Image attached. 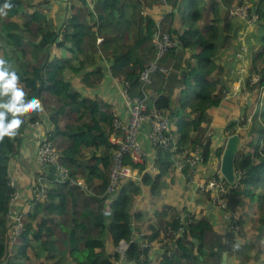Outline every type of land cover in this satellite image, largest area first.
<instances>
[{
  "label": "trees",
  "instance_id": "1",
  "mask_svg": "<svg viewBox=\"0 0 264 264\" xmlns=\"http://www.w3.org/2000/svg\"><path fill=\"white\" fill-rule=\"evenodd\" d=\"M72 1L0 0L1 48L6 65L19 77L25 100L37 98L43 109L49 90L59 98V109L83 113L81 126L55 127L61 137L49 132L45 139L57 148L70 174L88 185L82 190L56 182L55 167L38 162L40 142H34L36 154L29 157L33 146L25 143V134L38 133L41 111L19 117L23 123L16 134L0 140V264H222L225 253L234 263L264 264V64L256 63L261 55L254 53L259 46L264 49V0L239 3L249 7L246 17L233 12L240 8L235 0H95L93 7L79 0L81 15L72 11ZM44 7L46 13L34 12L24 24L14 20ZM51 7H58L52 17ZM258 29L262 43L254 47L251 39ZM166 33L179 43L165 54L161 65L169 72H157L151 87L156 85L160 95L150 100L140 75L156 57L155 37ZM54 49L58 54L49 61ZM108 64L122 85L128 83L132 97L147 96L151 110L172 120L169 135L176 141L156 151L157 172L148 170L150 162L133 164L141 181L123 182L114 198L108 193L113 161L108 150L113 151L115 114L98 98L83 97L66 82L69 71L84 73L86 87L92 88L104 78ZM231 76L241 78L252 105L229 92ZM227 92V100L242 102L240 113L215 132L209 110ZM51 125L57 126L53 121ZM236 133L241 138L235 157L239 175L225 195L227 207L211 209V194L198 189V209L191 199L195 185L190 179L208 182L214 177L224 143ZM96 145L105 146V154L92 152L87 159L84 150ZM196 149L202 160L193 164ZM26 157L35 166L20 170L16 163L23 167ZM85 160L93 166H86ZM177 160H183L181 170ZM26 172L34 175L30 181ZM168 179L172 184L180 180L183 198L157 207L154 201ZM41 185L46 196L36 200ZM144 189L150 200L146 207L140 202ZM28 208L22 236L11 245V213L20 215Z\"/></svg>",
  "mask_w": 264,
  "mask_h": 264
},
{
  "label": "built area",
  "instance_id": "2",
  "mask_svg": "<svg viewBox=\"0 0 264 264\" xmlns=\"http://www.w3.org/2000/svg\"><path fill=\"white\" fill-rule=\"evenodd\" d=\"M86 2L93 7L95 0H86ZM248 10V6H242L233 12L238 16L246 17L248 15ZM162 36L163 37H155L154 46L156 48V57L147 64V67L140 75L141 84L148 88L147 93L149 88L153 85L154 77L157 72H169L167 68L161 65V62L169 49L175 47L179 43V41L173 38L169 33ZM122 95L129 106V116L126 120L121 116L115 115L114 131L110 136V141L114 147L113 162L109 170L110 185L108 191L111 194L116 193L123 182L138 179L139 170L138 168H134L133 164L137 166L146 163L148 152L144 145L145 142L151 145L156 151L160 148H168L170 145L176 144L173 137L169 135L173 127L172 121L155 109L151 110L149 108L147 96L132 97L128 83L123 84ZM147 124L148 127L146 128ZM193 156L195 157V162H193V164L202 160L198 149L194 151ZM37 158L42 167H55L54 180L56 182L68 183L70 186L78 187L82 190L88 188L84 179L72 176L69 169L61 163L60 153L48 139L40 141ZM177 165L181 170L183 168V160H177ZM152 170L156 171V168H152ZM238 175L239 173L236 172L237 178ZM231 185L232 184H230L220 172L208 182L200 183L198 189L202 194H211V202L213 205L226 208L227 201L225 195L230 191ZM45 193L46 189L41 185V189L36 193L35 199H45ZM17 198L18 194L16 193L12 202H15ZM28 212L29 208L23 213H20V215L14 212L11 213V219L14 221L11 230V245H15L16 240L22 236Z\"/></svg>",
  "mask_w": 264,
  "mask_h": 264
},
{
  "label": "crops",
  "instance_id": "3",
  "mask_svg": "<svg viewBox=\"0 0 264 264\" xmlns=\"http://www.w3.org/2000/svg\"><path fill=\"white\" fill-rule=\"evenodd\" d=\"M78 0H73L72 2H69L72 6L73 3ZM69 4V5H70ZM75 6V4H73ZM50 17L54 16L58 12V7H51L50 8ZM33 10L34 12H41V13H46L47 8H35V9H30ZM73 11V10H72ZM103 39H99V43ZM58 54L57 49H54L53 52L49 55V61L54 60L55 56ZM42 55L44 56V52H42ZM63 57H67V53L63 52L62 53ZM242 70H243V65L241 64ZM67 81L70 82L71 87L79 92H81L83 97H90V98H98V100L102 101L105 106H108V112L109 113H114L117 116H121L124 119H128V112H129V106L127 105L123 95H122V82H120L118 75L116 74L115 70L111 69V65L108 64L106 65L105 69V76L102 80H100L95 86H92V88L86 87L89 85V80L84 79V73L82 74H75L72 71H69L66 75ZM93 79V78H92ZM92 79H90V82H92ZM241 78H239L240 80ZM156 85L151 87L148 91V95L150 100L151 99H157L158 96L160 95L158 91L156 90ZM241 87L242 82H241ZM241 89V88H240ZM240 89L238 91H240ZM242 90V89H241ZM245 90V89H244ZM234 93V90L232 87H230V91ZM45 100L43 101L44 106L43 110L41 111L40 115V122L38 124L37 128L38 133L35 135L31 134H25V143L27 145L33 146V150L31 151L29 157L32 156V154L35 156L36 154V146L34 142H40L43 138L47 137V134L50 133H58L57 137H61V133L56 131L55 127H64L67 124L71 125L73 127L81 126L83 123V113L82 112H74L71 114L69 108L67 109H59L61 108L59 98L54 97L49 90L45 92L44 94ZM236 100H227V95L223 97V100L221 99L219 101V105L215 106L214 108H211L209 110V116L212 118V122L210 125V128L215 130V132H219L221 127H224L227 125V119L230 117L236 118L239 113H240V105ZM248 104L252 105V100L251 98L248 100ZM106 109V108H104ZM57 111L60 112L57 114ZM51 121L56 123L57 126L51 125ZM103 127H105V124H103ZM148 127V124L146 125V128ZM34 129V128H33ZM176 132V130H175ZM64 140L67 144L70 143V138L68 136H64ZM227 142V140H226ZM226 142L224 143V146L226 145ZM146 150L148 152V158L146 162H150V165L148 167V170H152V168H156L154 166V160L157 157V152L155 149L151 148L147 142L144 143ZM92 152H96L97 155L105 154L106 149L105 146L99 145L95 146L92 149H85L84 150V155L89 159L92 157ZM113 151L108 150V154H111ZM154 159V160H153ZM23 167L21 166L20 162L18 161L16 163V166L21 170H28L27 167H32L34 168L35 164L32 163V161H29L28 157L23 159ZM84 164L88 167L93 166L94 163L91 161H86ZM220 162L217 163V169L219 170L220 168ZM26 165V166H25ZM14 169V168H13ZM215 167H213V170ZM158 169L156 168L157 172ZM16 173H19V171L16 169ZM196 172V171H195ZM201 173V171L199 172ZM23 174V173H22ZM28 176V180L30 181L33 178V173H28L26 172ZM139 177L138 179H135L136 181L140 182L141 181V174L140 172L138 173ZM200 177V174H199ZM191 183H194L195 187L194 190L192 191L191 199L192 202H196L198 205V209L200 208V201L197 200L199 197H196L197 194H199L198 191V186L201 182L203 181H197L195 178L191 177L190 179ZM20 192V191H19ZM18 192V195L20 196V193ZM143 195L141 196L140 202L142 206L146 207L149 206L148 204L150 203V200L148 198V193L144 189ZM183 190H182V183L178 179L172 184L171 181L168 179L166 182V185L162 189L161 195L155 199L154 203L157 204V207H160L163 204H172L174 202H177L178 200H181L183 198ZM196 197V199H195ZM200 203V204H199ZM22 204V203H21ZM25 205V204H24ZM155 205H153V211L154 209L157 208ZM209 207L212 209V205L209 203ZM124 246L121 248L123 249ZM159 246H156L155 249H158ZM237 261V260H236ZM235 260L227 259V264H238L234 263Z\"/></svg>",
  "mask_w": 264,
  "mask_h": 264
},
{
  "label": "clouds",
  "instance_id": "4",
  "mask_svg": "<svg viewBox=\"0 0 264 264\" xmlns=\"http://www.w3.org/2000/svg\"><path fill=\"white\" fill-rule=\"evenodd\" d=\"M4 7L8 8V7H10V5L5 4ZM121 86H123V85H121ZM241 89H240V91H238L241 94L240 96H238L235 91L233 94L238 96V97H243L245 102H247L251 98L250 97L251 93L244 90L243 87H241ZM246 93H247V95H246ZM25 96H26V93L24 92L23 88L21 86H19V77H18L17 73L15 71L10 70L9 66L6 65V61H4L3 59H0V98H4V97L8 98L5 102H0V140H3V138L5 136L11 137V136H14L16 134V130L19 129V127L23 123L22 119H20L19 117L23 116L26 113L32 112V111H36V110L42 111L43 110L42 105H41V101L39 99L34 97L31 100L26 101ZM8 114H11L12 118L10 120L7 118ZM248 120L249 121L252 120L251 115L248 118ZM237 122H238L237 120L234 121L235 124H237ZM172 125H173V122H172ZM173 127H172V129H173ZM172 129L170 130L169 133H171ZM43 139H45V138H43ZM174 141H175V139H174ZM113 151H114V147H113ZM220 172H221V164H220V168H219L217 174H219ZM235 176H236V170H235ZM77 177L82 178L81 176H77ZM202 183H206V182H202ZM237 183H238V178L236 176L235 182L231 186L236 185ZM108 190H109V188H108ZM108 193H109V191H108ZM116 193H114V194L109 193V195L113 196V198H114L116 196ZM209 202L212 206L217 207V206L212 204L211 200ZM218 208H220V207H218ZM220 209H225V208H220ZM28 214H29V212H28ZM225 215L227 218L232 217V216L234 218V215L232 213H228V214L226 213ZM27 218H28V215H27L26 219ZM18 240H19V238L16 240L15 244L18 242ZM122 246H124V249H122V250H125L127 248V245L124 242H122Z\"/></svg>",
  "mask_w": 264,
  "mask_h": 264
},
{
  "label": "rangeland",
  "instance_id": "5",
  "mask_svg": "<svg viewBox=\"0 0 264 264\" xmlns=\"http://www.w3.org/2000/svg\"><path fill=\"white\" fill-rule=\"evenodd\" d=\"M242 2L243 3H249L250 2L251 4H254V1L253 0H235L234 1V5L241 7L239 3H242ZM74 4H75V6L73 8L74 13H78V14L81 15L82 12H83V9H84L83 4L80 1H75ZM25 13L26 14L24 16H22V17H16V18H14V20H16L20 24H24L30 18L31 14H33V10H28ZM2 17H3L2 19L7 20L6 14L2 15ZM257 32H260V30L259 29L256 30L254 37L251 39L252 40L251 43L254 45V47H257V45H259L260 43H262L261 40H260V38L256 36L257 35L256 34ZM260 34H261V32H260ZM254 53H256V55H261L260 58L257 59L256 63H258V65H263L264 64V49L260 48V46H259V49L256 50ZM254 58H255L254 56L251 57L252 61H254ZM0 59H3L5 61V59H4V50L1 48V42H0ZM241 68L242 67H240V69ZM253 81L254 82L257 81V76H253ZM229 85H230V87L233 88V90L236 92V94L238 96L241 95L238 92V90L241 88V82H240V80L238 78L235 79V76H231L230 77V83L227 85V87ZM229 96H230L229 95V92H227V98H229ZM250 216H251V214L249 215V218H250ZM168 241L169 240H167L166 242H168ZM123 249H124V247H123ZM28 254H29V256H31L32 258H34L33 257L34 256V253L31 250L28 251Z\"/></svg>",
  "mask_w": 264,
  "mask_h": 264
},
{
  "label": "water",
  "instance_id": "6",
  "mask_svg": "<svg viewBox=\"0 0 264 264\" xmlns=\"http://www.w3.org/2000/svg\"><path fill=\"white\" fill-rule=\"evenodd\" d=\"M241 147V138L238 134L230 136L227 139L224 153L221 161V172L225 178L231 183L235 182V157ZM228 254L225 253L222 264H227Z\"/></svg>",
  "mask_w": 264,
  "mask_h": 264
}]
</instances>
